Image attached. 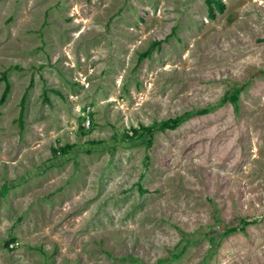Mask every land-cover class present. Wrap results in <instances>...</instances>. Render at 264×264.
<instances>
[{
    "label": "rangeland",
    "instance_id": "374dc122",
    "mask_svg": "<svg viewBox=\"0 0 264 264\" xmlns=\"http://www.w3.org/2000/svg\"><path fill=\"white\" fill-rule=\"evenodd\" d=\"M207 1L0 0V264H264V0Z\"/></svg>",
    "mask_w": 264,
    "mask_h": 264
},
{
    "label": "trees",
    "instance_id": "16d2710c",
    "mask_svg": "<svg viewBox=\"0 0 264 264\" xmlns=\"http://www.w3.org/2000/svg\"><path fill=\"white\" fill-rule=\"evenodd\" d=\"M207 2L210 4V5H208V9H209L208 15L209 16L214 15L213 14L212 3H214L215 6H217V9L220 10V11L223 10V8L225 6V2L223 0H208ZM155 42H157V41H155ZM145 53H147V52H143V54H145ZM0 79H3L5 81V86H4V88H3L2 92H1V96H0V103H1V102H3V100L6 97V92L9 89V82H8V79H7V77H6L4 72L0 73ZM21 102H22V105H21L20 114H19L20 121H21V116H22L21 114L23 112L22 109H23V104H24V98H22Z\"/></svg>",
    "mask_w": 264,
    "mask_h": 264
},
{
    "label": "built area",
    "instance_id": "2783aa9c",
    "mask_svg": "<svg viewBox=\"0 0 264 264\" xmlns=\"http://www.w3.org/2000/svg\"><path fill=\"white\" fill-rule=\"evenodd\" d=\"M90 111H91V106L88 105V106L83 107V114L85 116V120L82 124L84 127H86L90 121V116H89Z\"/></svg>",
    "mask_w": 264,
    "mask_h": 264
}]
</instances>
